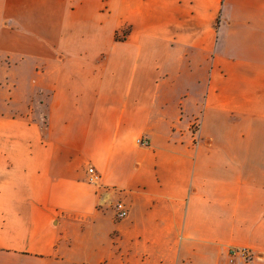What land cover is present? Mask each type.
Listing matches in <instances>:
<instances>
[{
	"label": "crops",
	"instance_id": "obj_1",
	"mask_svg": "<svg viewBox=\"0 0 264 264\" xmlns=\"http://www.w3.org/2000/svg\"><path fill=\"white\" fill-rule=\"evenodd\" d=\"M0 264H264V0H0Z\"/></svg>",
	"mask_w": 264,
	"mask_h": 264
},
{
	"label": "built area",
	"instance_id": "obj_2",
	"mask_svg": "<svg viewBox=\"0 0 264 264\" xmlns=\"http://www.w3.org/2000/svg\"><path fill=\"white\" fill-rule=\"evenodd\" d=\"M199 127V122H194V124L192 125V128L194 129V131H197ZM144 143H148L147 141H145ZM90 173L92 174V177L91 179L94 180L95 179V176L93 175V169L90 168L89 169ZM116 208H117V215L119 217H125L127 214H128V208L126 206V204L122 201H120L119 203H117L116 205ZM241 252L244 254V255H248V252L246 250H241Z\"/></svg>",
	"mask_w": 264,
	"mask_h": 264
},
{
	"label": "rangeland",
	"instance_id": "obj_3",
	"mask_svg": "<svg viewBox=\"0 0 264 264\" xmlns=\"http://www.w3.org/2000/svg\"><path fill=\"white\" fill-rule=\"evenodd\" d=\"M90 172V171H89ZM92 175V174H91ZM89 181H91V182H94L95 180H92L90 177H89Z\"/></svg>",
	"mask_w": 264,
	"mask_h": 264
}]
</instances>
